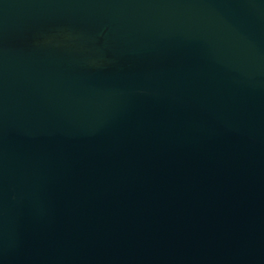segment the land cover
<instances>
[{
  "label": "water",
  "instance_id": "95a60500",
  "mask_svg": "<svg viewBox=\"0 0 264 264\" xmlns=\"http://www.w3.org/2000/svg\"><path fill=\"white\" fill-rule=\"evenodd\" d=\"M0 264H264V0H0Z\"/></svg>",
  "mask_w": 264,
  "mask_h": 264
}]
</instances>
